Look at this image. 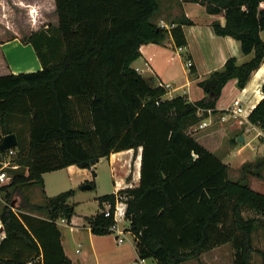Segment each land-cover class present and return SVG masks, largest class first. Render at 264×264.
<instances>
[{
    "label": "trees",
    "instance_id": "16d2710c",
    "mask_svg": "<svg viewBox=\"0 0 264 264\" xmlns=\"http://www.w3.org/2000/svg\"><path fill=\"white\" fill-rule=\"evenodd\" d=\"M180 1L222 15L224 24L214 21L213 32L233 37L244 54H253L242 64L229 57L211 73L209 78L217 79L212 98L206 91L197 101L185 95L164 98L162 87L131 67L142 44H163L167 34L172 47L187 46L182 26L192 21L182 17L169 28L158 25V0H54L57 25L21 39L31 44L41 69L0 75V141L15 134L10 162L19 167L0 184L6 201L0 207V264H71L57 221L69 222L75 214L74 190L47 197L42 174L70 165L90 168L99 158L128 149L139 156L138 184L117 192L127 196V230L139 258L181 264L228 244L232 264H252V235L264 217V194L252 189L248 178H264V155L243 163L233 180L228 165L190 129L208 116L206 111L198 115L199 108L216 112L229 79L244 88L263 61L264 0ZM189 72L195 73L193 65ZM261 90L264 94V83ZM247 120L264 135V95ZM5 153L0 151V166ZM32 185L41 188L39 206L20 194ZM114 200V193L97 197L101 211L85 218L94 234L109 233L112 219L103 215L102 204ZM25 209H42L46 216ZM258 253L264 264V252Z\"/></svg>",
    "mask_w": 264,
    "mask_h": 264
},
{
    "label": "crops",
    "instance_id": "0c3cea01",
    "mask_svg": "<svg viewBox=\"0 0 264 264\" xmlns=\"http://www.w3.org/2000/svg\"><path fill=\"white\" fill-rule=\"evenodd\" d=\"M15 1H17V6L26 11L28 15L31 14V8L37 10L42 6L39 1L32 3L24 2V0ZM178 3V11L171 15V20L168 16H162L158 18V21L162 22L160 26L169 28L173 21H177L182 17L190 19L192 24L182 26L187 46L182 49L172 47L171 37L167 34L163 44H142L139 47L140 55L131 63V67L142 77L151 79L152 85H159V83L170 84L171 88L166 91L164 98L185 95L189 101H197L206 96V92L199 85V82L209 79L211 73L220 70L226 59L234 57L237 64H242L250 60L253 54H244L241 50L240 42L233 37L219 36L213 32L211 25L214 21L224 24L222 15L210 14L203 5L196 2L180 1ZM51 4L52 10H55L54 0H51ZM11 33L10 38L0 40V63L3 66L0 75L41 69V64L35 52L31 59L32 65L29 64L31 66L27 65V60L24 67L20 66L24 61L21 57L22 53H24L23 50H28V47L33 50V47L29 43H23L21 35L16 30L12 29ZM261 36L264 37V33H261ZM183 54L190 56L195 69L194 74H191L189 68L186 67L182 57ZM263 83L264 59L259 67L252 72L244 88L239 89L237 87L236 79H229L221 88L220 95L215 103L216 111H226L228 107L233 105L241 106L245 110V114L240 117L242 119L241 123L233 120L230 114L215 115L210 113L203 119L206 122L204 127L197 128L196 125L190 129L193 137L218 156L222 162L226 163L228 168L229 166H235L240 170L243 163L251 162L255 158L256 148H264L262 130L258 126L250 124L247 120L250 110L264 95L261 90ZM222 117L224 120H222ZM240 136L243 137V141H238ZM221 142H223L222 150L218 151L216 144ZM103 161H106L110 168L113 187L111 193L116 192L120 188L133 187L138 184L139 156L137 154L133 157V150L128 149L111 153L108 157L99 158L90 168H79L76 165L62 168L61 170H67L71 175L70 183L73 186L69 189L74 190L72 197L77 195L76 190H81L79 186L83 183L92 181L94 183L93 189H95L98 177L97 168ZM46 173L42 174L44 194L47 197L54 196L56 195L54 194L55 192L48 193L46 191L44 178ZM251 178V183L248 182L250 187L252 186L254 190L259 191L257 189H261L264 181H259L254 177ZM98 196H96V200ZM72 197L70 201L74 203ZM32 203L34 204L35 202ZM97 205L98 208L92 214H77L75 212L69 222H60L59 220L57 222V227L61 233V245L71 264H141L138 262L139 257L131 234H126L125 239L118 243L111 233L94 234L92 232L85 218L101 211L98 201ZM104 207L105 204L103 203L102 208ZM28 213L43 217L34 212ZM0 230H2L0 233L1 239L4 236L1 223ZM226 246L229 248L223 250ZM232 254L233 250L231 247L228 244H223L202 253L199 256V260L202 261L201 264H220L227 255L230 264H232ZM144 264L158 263L154 259L147 258ZM181 264H186V262Z\"/></svg>",
    "mask_w": 264,
    "mask_h": 264
},
{
    "label": "rangeland",
    "instance_id": "374dc122",
    "mask_svg": "<svg viewBox=\"0 0 264 264\" xmlns=\"http://www.w3.org/2000/svg\"><path fill=\"white\" fill-rule=\"evenodd\" d=\"M39 1L42 6L40 9L35 10L34 8L30 9V15L26 13L22 8H19L17 6V1L15 0H0V40H5L11 37V30H16L20 35L22 39L27 38L32 32H35L43 27L45 25L55 26L57 25V17L55 14V11L52 10V4L51 0H24V2H34ZM180 0H158V9L156 12V15L154 17V21L160 25L162 22L158 21L159 17L165 16L170 19L171 15L176 13L178 11V6ZM263 7L264 4H261ZM165 17H163L165 19ZM166 18V20H168ZM171 20V19H170ZM11 29V30H10ZM22 53L21 57L23 58V63L20 64V66H25V61L28 66H31V59L32 55H34V50H32L31 47H28V50L24 51ZM33 53V54H32ZM31 64V65H29ZM3 66L0 63V72H2ZM188 68V67H187ZM239 108H242L239 105H233L231 108L235 110H239ZM239 112V111H238ZM211 114H213L211 112ZM215 115H226L230 114L229 112L225 111V113H221L219 111L214 112ZM210 115V114H208ZM235 121L242 120L240 117V114H236L235 117L232 115L230 116ZM17 127V126H16ZM221 141V140H220ZM222 144H216V148H218V151L222 150ZM259 147V146H257ZM224 148V147H223ZM261 148V147H260ZM256 148L255 153L256 156L252 160L262 157L264 155V148ZM7 175L11 174L10 170H16L19 169V167L12 163L7 168ZM109 165L106 161H103L101 165L98 166L97 172L98 177L96 179V186L95 189H87V190H76L77 195L75 197H72V200L74 201V209L77 214H92L95 212V210L98 208L96 196L105 194V193H111L113 190L112 187V179L110 177V170ZM264 175V172H263ZM228 176L229 178L233 180H237L239 178V169L237 167L229 166L228 168ZM70 173L67 172V170H55L51 172H47L44 176L45 182H46V191L48 193L55 192L54 194H58L62 191H65L69 188H71L73 185L70 183ZM255 179L259 181H264V178H256ZM251 177L248 178V182L251 183ZM262 184V183H261ZM44 188V184H43ZM252 189L254 187L251 186ZM259 192L264 194V185L262 184L261 189H257ZM20 194L23 197V199H26V201L30 204L32 202H35L37 206L41 205L43 203V195L41 192V188L38 185H32V186H25L20 190ZM53 194V195H54ZM5 199L3 197V193L0 192V207L5 203ZM18 203H21L20 200H18ZM15 210V208H14ZM24 211L27 212H34L37 215L40 216H46V213L42 209H34L29 210L25 209ZM254 212L248 213V215H256ZM259 216V215H258ZM261 222L257 223L256 229L252 235L253 239V247L255 252L251 255V263L252 264H262V259L258 251L264 252V233H263V225H264V217L260 218ZM128 234V233H127ZM229 247L226 246L223 250H227ZM224 252V251H223ZM226 258L221 261L220 264H230L228 256H225ZM186 264H201L202 261L199 260V257L192 258L188 261H185ZM151 263V262H150ZM213 263V262H212ZM214 264V263H213Z\"/></svg>",
    "mask_w": 264,
    "mask_h": 264
},
{
    "label": "built area",
    "instance_id": "2783aa9c",
    "mask_svg": "<svg viewBox=\"0 0 264 264\" xmlns=\"http://www.w3.org/2000/svg\"><path fill=\"white\" fill-rule=\"evenodd\" d=\"M162 26V25H161ZM180 49V48H178ZM186 67L190 68L192 66V62L190 59H186L184 61ZM159 86L162 87L165 91L169 90L171 88V85L168 83H159ZM156 104H158V101H156ZM239 110H235L231 107H228L226 109L227 112L231 113V115L233 117L236 116V114H240V116L244 115L245 110L242 108H239ZM207 112L208 114L211 113V109H202L199 108L197 111L198 115H201L203 112ZM239 111V112H238ZM222 120H224V118L222 117ZM206 125L205 120H202L198 125L197 128H202ZM6 153L3 155V160L1 161V166H0V184H4L6 182H8L9 180V176L7 175L6 172V168L11 165L12 163L10 162V157L14 155V150L12 149H8L5 150ZM126 188V187H124ZM124 188H120V189H124ZM119 189V190H120ZM118 191V190H117ZM114 192L115 195V200H114V204L111 205L108 202H105V207L102 209V213L105 217H110L112 219L111 224L108 226V231L109 233L113 234L115 237V240L120 243L125 239V235L131 234L128 230V224L129 221L126 218V209H127V196L122 194V193H118V192ZM60 222H65L64 219H60ZM58 222V221H57ZM76 252H78V250H76ZM146 261V258H138V262L141 264H144ZM27 264H32L31 261H29Z\"/></svg>",
    "mask_w": 264,
    "mask_h": 264
},
{
    "label": "water",
    "instance_id": "95a60500",
    "mask_svg": "<svg viewBox=\"0 0 264 264\" xmlns=\"http://www.w3.org/2000/svg\"><path fill=\"white\" fill-rule=\"evenodd\" d=\"M217 85V79L215 77H211L209 79H207L204 83L203 89L208 92V97L212 98L214 95V91L213 89L216 87ZM238 141H243V137L240 136L238 138ZM17 144V140H16V136L13 133L7 134L5 135L2 140L0 141V151H5L8 149H12L15 148ZM79 188L81 190H87V189H91V184L89 183H83L79 186ZM11 207H15V201L11 202L10 204ZM2 230H0L1 233Z\"/></svg>",
    "mask_w": 264,
    "mask_h": 264
}]
</instances>
